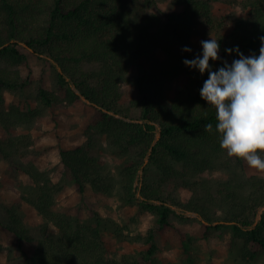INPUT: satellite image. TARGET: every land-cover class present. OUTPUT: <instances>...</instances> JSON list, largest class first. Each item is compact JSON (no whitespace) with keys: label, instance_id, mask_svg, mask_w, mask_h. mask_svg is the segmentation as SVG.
Returning <instances> with one entry per match:
<instances>
[{"label":"trees","instance_id":"16d2710c","mask_svg":"<svg viewBox=\"0 0 264 264\" xmlns=\"http://www.w3.org/2000/svg\"><path fill=\"white\" fill-rule=\"evenodd\" d=\"M165 1L171 9L164 10L158 0H0V159L9 163L0 187H14L20 171L36 183L35 194H25L11 206L0 203V226L13 235L21 251L19 257L0 264H141L158 249L155 233L170 228L177 212L185 217L188 211L196 212L207 234L231 227L233 237L245 242L244 260L253 261L264 251V177L249 175L243 159L229 157L220 147L215 109L200 95L208 73L202 75L183 63L202 56V50L192 47L195 28L202 24L206 34L221 30L220 59L210 61L212 70L224 60L231 64L240 58L225 49L238 46L245 56L259 55L264 0H223L246 12L217 22L216 0ZM184 47L192 51H182ZM40 48L57 69L58 92L42 84L38 99L47 106H77L85 97L96 109L85 141L61 148V160L76 179L78 191L84 194L89 184L98 193L114 189L100 167L104 149L100 136H106L118 153L132 155L123 170V199L137 204V215L145 211L157 215L147 236L151 246L141 256L109 258L101 224L75 220L63 212L57 198L65 186L37 164L40 154L33 134L18 130L26 125L42 128V111L17 103L5 106L6 90L31 83L27 49ZM157 49L164 51L168 62L151 71L142 60ZM22 66L31 70L27 77ZM209 123L213 129L206 132ZM145 159L160 172L158 182L146 179ZM209 170H227L230 175L222 181L203 178ZM168 182L191 189V199L182 202L168 194L164 187ZM24 202L38 210L42 223H25ZM51 223L58 233L50 231ZM25 242L36 245L33 254L24 250ZM4 249L0 243V252ZM184 249L187 263L198 264L190 241H185Z\"/></svg>","mask_w":264,"mask_h":264},{"label":"rangeland","instance_id":"374dc122","mask_svg":"<svg viewBox=\"0 0 264 264\" xmlns=\"http://www.w3.org/2000/svg\"><path fill=\"white\" fill-rule=\"evenodd\" d=\"M164 10L171 9L168 1L158 0ZM180 9V7H176ZM245 13L246 10L237 3H230L223 0L214 1L213 17L216 20L229 15ZM207 27L197 25L192 37L193 48L202 50L201 41L211 39L210 34L217 38L219 31L213 30L206 34ZM30 62L31 83L17 90H6V108L17 103L22 108H38L42 111V128H35L34 125L20 126L19 132L40 133L39 137L33 135V146L39 152V157L51 146H61V142L66 143L69 148L75 144L85 141L84 134L86 128L92 121L96 109L87 101L82 100L79 105H52L47 106L38 99L40 85L44 84L49 90L58 92L57 80L58 72L52 61L43 48L39 52L27 49ZM143 63L151 71H157L167 65V58L162 49H157L153 55L143 58ZM23 77L30 74L28 67H20ZM46 121V128L43 124ZM1 135L2 127L0 125ZM100 141L104 144V149L100 155V167L106 179L112 183L114 189L111 193H98L94 191L91 184L88 185L84 194H81V201L77 204L64 207L67 216L81 220L92 225L101 224L104 232V240L107 246L108 256L111 259H121L124 255L129 257L141 256L146 252L151 244L147 240L149 230L156 225L157 215L150 211H145L137 215L138 206L135 203H127L123 199L122 177L125 163L132 158V155H123L109 146L106 136H100ZM44 141L46 147L37 146L38 142ZM55 142V145H51ZM246 171L249 175L264 177V173L250 168L244 160ZM148 166L145 171L146 179L150 183L160 180V172L149 164V159H145ZM149 164V165H148ZM66 168V167H65ZM66 174L61 184L64 186L69 182L70 177L74 178L70 170L66 168ZM51 175L52 170L47 169ZM70 173V174H69ZM139 176V179L143 177ZM230 172L227 170H209L203 174V178L222 181L228 178ZM137 181V185L140 184ZM78 187V185H77ZM166 192L172 194L182 202L191 199L193 191L189 188L181 187L173 182L165 184ZM36 191L27 190V195H33ZM90 196L94 198L90 200ZM59 197V196H58ZM126 205L134 206L135 209ZM180 214V212H177ZM220 214V210H218ZM24 217V211H22ZM178 214V215H179ZM174 215L172 226L155 233V241L158 249L149 261L141 264H188L186 261L187 253L184 249L185 241H190L192 255L198 264H264V251L253 261H246L242 257V249L245 245L244 240L235 239L231 227L224 229H211L205 233L200 217L196 212L188 211L185 217ZM37 225V224H29ZM56 233L58 229L54 227ZM7 231V230H6ZM9 232V231H8ZM10 233V232H9ZM11 236V235H10ZM14 238V237H13ZM7 240V245L0 252V260L6 262L10 258L19 257L21 251L15 246L14 240L10 237H3Z\"/></svg>","mask_w":264,"mask_h":264},{"label":"clouds","instance_id":"9594fccd","mask_svg":"<svg viewBox=\"0 0 264 264\" xmlns=\"http://www.w3.org/2000/svg\"><path fill=\"white\" fill-rule=\"evenodd\" d=\"M202 40V56L185 59L183 63L196 68L203 75L208 73L200 89L201 98L215 109V129L219 145L229 157L247 162L254 170L264 173V36L260 37L259 55L245 56L237 46L233 51L240 57L231 64L224 60L223 66L212 70L210 61L219 60V39ZM182 51L191 52L184 47ZM213 129L211 123L204 131Z\"/></svg>","mask_w":264,"mask_h":264},{"label":"crops","instance_id":"0c3cea01","mask_svg":"<svg viewBox=\"0 0 264 264\" xmlns=\"http://www.w3.org/2000/svg\"><path fill=\"white\" fill-rule=\"evenodd\" d=\"M46 121L43 124V130L46 128ZM1 135V130H0ZM35 137H39L40 133H34ZM37 146L46 147L48 144L44 141L38 142ZM51 145H55V142H51ZM66 143L61 142V146L65 147ZM61 146H51L49 150L44 151V153L39 157L37 164L42 170L51 169V177L54 182H60L64 179L66 174V168L61 160ZM9 171V163L5 160V158L1 157L0 159V176L7 174ZM70 174V173H69ZM14 187H0V203L11 206L18 200L21 196L27 195V190L35 191L36 183L33 178L25 173L24 171H20L18 177L13 183ZM81 194L78 191L77 182L75 178L69 179V182L65 185L63 191L60 193L57 198V204L62 207H70L77 204L81 201ZM90 196V200H93ZM129 206L131 209H135L134 206L126 205L125 208ZM23 211H24V221L27 224H40L44 221L43 216L38 212V210L32 206L28 202L23 203ZM56 227L53 223L50 225V231L56 234L54 230ZM57 228V227H56ZM58 229V228H57ZM11 235V236H10ZM10 237L12 241L14 240L13 235L6 231L4 228L0 226V243H2L5 247L7 245V240L3 239V237ZM24 250L33 254L36 251V245L30 242L24 243Z\"/></svg>","mask_w":264,"mask_h":264},{"label":"water","instance_id":"95a60500","mask_svg":"<svg viewBox=\"0 0 264 264\" xmlns=\"http://www.w3.org/2000/svg\"><path fill=\"white\" fill-rule=\"evenodd\" d=\"M83 100L89 102V100H87L85 97H83ZM159 136H160V132H159V134H158V137H159ZM262 210H263V209L260 210L258 218H261V212H262Z\"/></svg>","mask_w":264,"mask_h":264}]
</instances>
